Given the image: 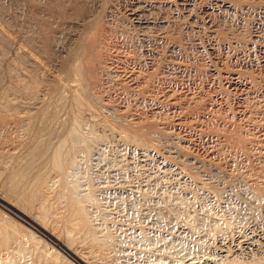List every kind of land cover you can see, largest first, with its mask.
<instances>
[{
    "label": "rangeland",
    "instance_id": "rangeland-1",
    "mask_svg": "<svg viewBox=\"0 0 264 264\" xmlns=\"http://www.w3.org/2000/svg\"><path fill=\"white\" fill-rule=\"evenodd\" d=\"M113 1L0 0V72L8 75L0 85V264H249L264 257L249 249L252 239H264V0H194L187 13L182 0H160L162 7L137 18L128 10L134 0ZM222 1L254 11H223L214 3ZM89 18L101 21L91 35L101 58L85 68L72 53ZM156 40L164 44L154 59ZM111 65L118 75L108 77L103 67ZM72 83L84 104L72 101ZM76 118L97 142L72 149L62 174L44 170L37 188L53 202L52 213L73 198L87 205L100 239L78 242L79 253L4 202L29 150L45 145L47 159ZM236 131L246 144L236 142Z\"/></svg>",
    "mask_w": 264,
    "mask_h": 264
},
{
    "label": "bare ground",
    "instance_id": "bare-ground-1",
    "mask_svg": "<svg viewBox=\"0 0 264 264\" xmlns=\"http://www.w3.org/2000/svg\"><path fill=\"white\" fill-rule=\"evenodd\" d=\"M72 1V0H71ZM109 1V0H108ZM111 1V0H110ZM114 1H119V0H114ZM113 1V2H114ZM163 1V0H162ZM167 1V0H166ZM194 0H182L181 3V7L183 9V12L187 13L189 12V10L191 9L192 6V2ZM199 1V0H198ZM256 1V0H255ZM123 2V1H122ZM121 2V3H122ZM165 2V1H164ZM163 2V3H164ZM116 3V2H115ZM119 3V2H118ZM116 3V4H118ZM125 3V2H124ZM161 1L160 0H146V1H142V0H134V3H132L130 6H128V10L130 11V13H132L133 15L137 17H139L141 15V10L143 11H149V9H154L158 8L159 6H161ZM213 3V2H212ZM216 3V5L218 7H221L226 9L225 11L228 12H238L240 13V15H247L248 13L250 14L251 11H254L253 9L249 8V7H242L240 9L236 8L232 3L230 4H226L223 1L220 2H214ZM62 4V2H61ZM84 4V3H83ZM113 4V3H112ZM206 4V3H205ZM17 5V4H16ZM163 5V4H162ZM169 5V4H168ZM12 6V5H11ZM105 6V4L103 5ZM123 6V5H122ZM205 6V5H204ZM13 7V6H12ZM95 7V6H94ZM110 7V6H109ZM124 7V6H123ZM162 7V6H161ZM114 8V7H113ZM253 8V7H252ZM8 9V7H7ZM105 9V8H102ZM170 9V8H169ZM112 10V9H111ZM117 10V9H116ZM198 10V9H197ZM223 10V9H222ZM9 11V10H8ZM62 11V10H61ZM152 11V10H150ZM174 11V10H173ZM224 11V10H223ZM33 12V11H32ZM113 12V11H112ZM116 12V11H115ZM145 12V13H146ZM167 12V11H166ZM260 12V11H259ZM35 13V12H34ZM64 13V12H63ZM148 13V12H147ZM169 13V12H168ZM237 13V14H238ZM19 14V13H18ZM39 14V13H38ZM89 14V13H88ZM100 14V13H99ZM108 14V13H107ZM113 14V13H112ZM210 14V13H209ZM225 14V13H224ZM68 15V14H66ZM72 15V14H71ZM97 15V14H96ZM155 15V14H154ZM227 15V14H226ZM263 15V14H262ZM84 16V15H83ZM147 16V14H146ZM171 16V15H170ZM176 16V15H175ZM189 16V15H188ZM225 16V15H224ZM261 16V14H260ZM9 17V16H8ZM18 17V16H17ZM28 17V16H27ZM53 17V16H52ZM67 17V16H66ZM104 17V16H103ZM108 17V16H107ZM113 17V15H112ZM153 17V15H152ZM187 17V16H185ZM209 17V15H208ZM223 17V16H222ZM221 17V18H222ZM230 17V16H229ZM111 18V16H110ZM119 18V17H118ZM135 18V19H136ZM166 18V17H165ZM252 18V17H251ZM264 18V17H263ZM262 18V19H263ZM10 19V18H9ZM55 19V18H54ZM90 19V18H89ZM141 19V18H140ZM148 19V18H147ZM164 19V18H163ZM184 19V18H183ZM35 20V18H34ZM139 20V18H138ZM145 20V19H144ZM162 20V19H160ZM159 20V21H160ZM264 20V19H263ZM262 20V21H263ZM5 21V18H4ZM7 21V20H6ZM38 21V20H37ZM192 21V20H191ZM194 21V20H193ZM210 28H211V32H213L215 35L217 33V26L214 25V20H212L210 18ZM207 21V22H208ZM216 21V20H215ZM257 21V20H256ZM8 22V21H7ZM56 22V21H55ZM60 22V21H58ZM83 22V21H82ZM162 22V21H161ZM241 22V21H240ZM6 23V22H5ZM39 23V22H38ZM134 23V22H133ZM143 23V22H142ZM8 24V23H7ZM41 26L43 28L46 27V25H44L43 23H41ZM64 24V23H63ZM87 26L84 32V37L82 38V40L80 41V43L74 47L73 49V53H72V57L73 58H80L83 60L82 65L85 68H88L89 66H92V64L95 63V59L97 58V60H100L101 57H99V55L96 53L95 51V41L96 38L92 37L91 35L94 33L95 30L100 28V24L101 21L98 20V18H91L89 21H87ZM150 22H145L143 23L144 27H148ZM152 24V23H151ZM150 24V25H151ZM181 24V23H180ZM53 25V24H52ZM65 25V24H64ZM208 26V24H206ZM6 26V24H5ZM8 27L10 26V24L7 25ZM6 26V27H7ZM14 26V25H13ZM11 27V26H10ZM119 27V26H118ZM121 27V26H120ZM174 27V26H173ZM182 27V26H180ZM14 28V27H13ZM34 28V27H33ZM32 28V30H33ZM41 28V27H40ZM158 28V27H157ZM189 28V27H188ZM191 28V27H190ZM240 28V27H239ZM25 29V28H24ZM192 29V28H191ZM198 29V28H197ZM127 30V29H126ZM154 30V29H153ZM152 30V31H153ZM165 30V29H164ZM195 30V29H194ZM16 31V30H15ZM141 31V30H140ZM144 31V30H143ZM190 31V30H189ZM2 32V31H1ZM6 32V31H5ZM23 32V31H22ZM37 32V31H36ZM122 32V31H121ZM10 33V32H9ZM21 33V31H20ZM141 33V32H140ZM122 34V33H121ZM189 34V33H188ZM209 34V33H208ZM235 34V33H234ZM20 35V34H19ZM175 35V34H174ZM205 35V34H204ZM212 35V34H211ZM210 35V36H211ZM242 35V34H241ZM19 37V36H18ZM129 37V36H128ZM141 37V36H140ZM181 37V36H180ZM49 38V37H48ZM125 38V37H123ZM197 38V37H196ZM252 38V37H251ZM259 38V37H258ZM126 39V38H125ZM172 39V38H171ZM180 39V38H179ZM213 39V38H212ZM257 39V38H256ZM13 40V39H12ZM25 40V39H24ZM128 41H130V39H127ZM165 40V39H164ZM162 40V41H164ZM184 40V39H183ZM198 40V39H197ZM254 40V39H253ZM260 40V39H259ZM157 41V40H156ZM188 41V40H187ZM216 41V40H215ZM210 42L211 44L210 46V50L212 51V53L220 60H223V55L220 52V48H219V44L217 42ZM132 41H130L131 43ZM170 42V41H168ZM23 43V42H22ZM163 43V42H162ZM160 41L155 42V44L153 45V47H151V52L150 55L152 58L156 59L157 57L161 56L163 50H162V44ZM181 43V42H180ZM208 43V42H207ZM16 44V43H15ZM45 44V43H44ZM133 44V43H132ZM139 44V43H138ZM145 44V43H144ZM151 44V43H150ZM235 44V43H234ZM6 45V44H5ZM69 45V44H68ZM183 45V44H182ZM253 45V44H252ZM1 46V45H0ZM173 46V45H172ZM192 46V45H191ZM198 46V45H197ZM250 46V45H248ZM7 47V46H6ZM71 47V46H70ZM137 47V46H136ZM145 47V46H144ZM242 48V46H241ZM260 48V47H259ZM35 49V48H34ZM252 49V48H251ZM250 49V50H251ZM136 50V49H135ZM165 50V49H164ZM184 50V49H183ZM226 50V48H225ZM256 50V49H255ZM175 51V48H171L170 50H168L166 52L167 54V62L171 64V62H174V60L176 59L173 55V52ZM195 51V50H193ZM223 51V50H222ZM225 52V51H224ZM259 54L262 55L261 57H263V62H264V50H262L261 48L258 50ZM8 53V52H7ZM104 53V52H103ZM206 53V52H205ZM243 53V52H242ZM241 53V54H242ZM257 53V52H255ZM6 54V53H4ZM26 54V53H25ZM36 54V53H35ZM143 54V53H142ZM190 54V53H189ZM105 55V54H104ZM131 55V54H130ZM137 55V54H136ZM149 55V58H150ZM194 55V54H193ZM5 56V55H4ZM148 56V55H147ZM244 56V55H243ZM252 56V55H251ZM1 57V56H0ZM145 57V56H144ZM143 57V58H144ZM211 57V56H210ZM37 58V57H36ZM237 58V57H235ZM243 58V57H242ZM256 58V57H255ZM10 59V56H9ZM199 59V58H198ZM14 60V59H13ZM70 60V59H69ZM96 60V61H97ZM108 60V59H107ZM152 60V59H151ZM215 60V59H214ZM236 60V59H235ZM248 60V59H247ZM143 61V60H142ZM155 61V60H154ZM183 61V60H182ZM102 62V61H101ZM111 62V61H110ZM109 62V63H110ZM150 62V61H149ZM156 62V61H155ZM179 62V61H178ZM262 62V61H261ZM262 62V63H263ZM1 63V62H0ZM20 63V62H19ZM73 63V62H72ZM113 63V62H112ZM159 63V62H158ZM229 63V62H228ZM232 63V62H231ZM259 63V62H258ZM120 64V63H119ZM196 64V63H195ZM200 64V63H199ZM238 64V63H237ZM246 64V63H245ZM261 64V63H260ZM264 64V63H263ZM262 64V65H263ZM6 65V64H5ZM107 65V63L105 64ZM110 65V64H109ZM145 65V64H144ZM172 65V64H171ZM221 65V64H220ZM14 66V65H13ZM116 66V65H115ZM121 66V65H120ZM163 66V65H162ZM180 66V65H179ZM182 66V65H181ZM76 67V66H75ZM103 67V66H102ZM149 67V66H148ZM5 68V67H4ZM3 68V69H4ZM91 68V67H90ZM181 68V67H180ZM223 68V67H222ZM239 68V67H238ZM248 68V67H247ZM13 69V68H12ZM28 69V68H27ZM102 69V68H101ZM133 69V68H132ZM138 69V68H137ZM165 69L167 72L169 71V66H166ZM226 69V68H225ZM255 69V67H254ZM8 70V69H7ZM25 70V69H24ZM195 70V69H194ZM258 70V69H257ZM3 71V72H2ZM0 72V85L5 82L6 80V71L4 72V70H2ZM18 71V70H17ZM75 71L78 72V74L83 71L81 66H78V68H75ZM158 71V70H157ZM179 71V70H178ZM186 71V70H185ZM12 72V71H11ZM51 72V71H50ZM103 72L105 73V75H107L108 77H112V76H116L118 75L117 70L111 65V66H104L103 67ZM119 72V71H118ZM121 72V71H120ZM156 72V71H155ZM174 72V71H173ZM180 72V71H179ZM182 72V71H181ZM203 72V71H202ZM8 73V72H7ZM82 73V72H81ZM166 73V72H165ZM193 73V72H192ZM191 73V74H192ZM41 74V73H40ZM126 74V73H125ZM153 74V73H152ZM156 74V73H155ZM181 74V73H180ZM104 75V74H103ZM132 75V74H131ZM195 75V74H194ZM230 82L231 84H236V80H237V74L232 73L230 74ZM92 76V75H91ZM102 76V75H101ZM166 76V75H165ZM53 77V76H52ZM51 77V78H52ZM67 77V76H66ZM76 77V76H75ZM89 77V76H88ZM124 77V76H123ZM107 78V77H106ZM118 78V77H117ZM14 79V78H13ZM36 79V78H35ZM76 79V78H75ZM15 80V79H14ZM26 80V79H25ZM77 80V79H76ZM93 80V79H92ZM103 80V79H102ZM235 80V82H234ZM257 80V79H256ZM123 81V80H122ZM247 81V80H246ZM9 82V80H8ZM42 82V81H41ZM112 82V81H111ZM264 82V81H263ZM104 83V82H103ZM225 83V82H224ZM241 83V82H240ZM24 84V83H23ZM79 84V83H78ZM77 83H72L70 84V91L73 92L72 94V101L74 103H76L77 105H82L85 102V97L80 94V92H78L79 90V86ZM17 85V84H16ZM133 85V83H132ZM243 85H247V84H243ZM241 85V86H243ZM262 85V84H261ZM122 86V85H121ZM137 86V85H136ZM240 86V85H239ZM248 86V85H247ZM2 87V86H1ZM0 87V88H1ZM264 87V85H263ZM61 88V87H60ZM99 88V87H98ZM137 88V87H136ZM236 88V86H235ZM238 88V87H237ZM17 89V88H16ZM26 89V88H25ZM59 89V88H58ZM231 89V88H230ZM242 89V88H241ZM240 89V90H241ZM46 90V89H45ZM250 91V89H248ZM257 90V89H256ZM138 91V90H137ZM246 91V90H245ZM248 93H251L249 92ZM122 92V90H121ZM130 92V91H129ZM242 92V91H241ZM244 92V91H243ZM247 92V91H246ZM29 93V92H28ZM34 94V93H33ZM58 94V93H57ZM62 94V93H61ZM129 94V93H128ZM177 94V93H176ZM238 94V93H237ZM240 94V92H239ZM14 95V94H13ZM242 95V94H241ZM246 94H244L245 96ZM248 95V94H247ZM250 95V94H249ZM31 96V95H30ZM56 96V95H55ZM10 97V96H9ZM17 97V96H16ZM13 98V97H12ZM18 98V97H17ZM244 98V97H243ZM246 98V97H245ZM248 98V97H247ZM2 99V98H0ZM15 99V98H14ZM34 99V98H33ZM70 99V98H69ZM30 100V99H29ZM150 100V99H149ZM241 100V99H240ZM247 100V99H246ZM249 100V99H248ZM8 101V99L6 100ZM71 101V100H69ZM122 101V100H121ZM124 101V100H123ZM144 101V100H143ZM243 101V100H242ZM150 102V101H149ZM148 102V103H149ZM154 102V101H153ZM249 102V101H248ZM24 103V101H23ZM46 103V102H45ZM72 103V102H71ZM122 103V102H120ZM1 104V103H0ZM17 104V103H16ZM125 104V103H124ZM241 104V103H240ZM252 104V103H251ZM69 105V104H68ZM244 105V104H243ZM34 106V105H33ZM248 106V105H247ZM2 106H0V125L3 124V118L1 116L2 113ZM149 107V106H148ZM67 108V107H66ZM81 108V107H80ZM248 108V107H247ZM9 109V108H8ZM17 109V108H16ZM243 109V108H242ZM262 109V108H261ZM5 110V109H4ZM247 110V109H246ZM155 111V110H154ZM159 111V110H158ZM249 111V110H248ZM42 112V111H41ZM157 112V111H156ZM241 112V111H240ZM88 113V112H87ZM259 113V112H258ZM263 113V112H262ZM80 114V113H79ZM157 114V113H156ZM254 114V112H253ZM75 115V114H74ZM159 116V115H158ZM157 116V117H158ZM10 117V116H9ZM78 117V116H77ZM162 118V117H161ZM81 118H76L74 120V122L72 124H69L66 128V132H65V137L63 140L55 143V146L52 147L53 150L51 155L46 159V156L48 154V148L45 147V145H39L36 147H31L32 149L29 150L28 153V163L23 166L21 168V170L19 172H17L12 179L10 180V182H8L9 180L7 179V177L5 178L6 180H8V184L5 186V191H6V201L4 200L5 203H7L9 206L13 207L14 209H16L20 214L25 215V217H27L28 219H30V221L34 222V224L38 225L40 228L46 230V231H51L54 232L56 235L55 239H63L66 242L65 248L67 249V251H72V249H76V251L79 253V251L76 248V244L78 242H84L86 240H89L91 238L93 239H100L99 235H98V231H96L94 229V227H91L89 224V217L88 216V209L86 208L87 205H83L81 200H73L70 199L68 201V204L66 206L65 209H62L59 213L58 212H54V213H58L57 215L59 216H53L52 214V210H53V202H51L50 200H48L45 197V194L43 192H41L38 188H37V183L38 180L43 176L44 170H47V168L50 169H55L57 171H59L60 173L62 172L63 169H65L67 163H68V155L69 153L72 151V149H74L75 147H77L79 144L83 143L87 148L93 147V145L97 142V138H95L94 135L92 138H86L85 135H83L80 127H81ZM263 119V118H262ZM39 120V119H38ZM83 120V119H82ZM47 122V121H45ZM72 122V121H71ZM261 122V121H259ZM101 123V122H100ZM182 123V122H181ZM226 123V122H225ZM262 123V122H261ZM264 124V123H263ZM8 125V123H7ZM84 125V124H83ZM94 125V124H93ZM6 126V125H5ZM10 126V124H9ZM15 126V125H14ZM19 126V125H18ZM48 126V125H47ZM46 126V127H47ZM91 126V125H90ZM258 126V125H257ZM261 126V125H260ZM264 126V125H263ZM8 127V126H7ZM45 127V128H46ZM52 127V126H51ZM180 127V126H179ZM13 128V127H12ZM44 128V129H45ZM185 128V127H184ZM238 128V127H237ZM83 129V128H82ZM94 130V128H92ZM97 129V128H96ZM183 129V128H182ZM251 129V128H250ZM263 129V128H262ZM2 130V129H1ZM5 130V129H4ZM24 130V129H23ZM26 130V129H25ZM46 130V129H45ZM52 130V129H51ZM51 130L49 131V134L51 133ZM91 130V129H90ZM252 130V129H251ZM131 131V130H130ZM133 131V130H132ZM259 131V130H258ZM263 135H264V130H261ZM55 132V131H54ZM233 132V131H232ZM15 133V132H13ZM23 133V132H22ZM86 133V132H85ZM35 134V133H34ZM40 134V133H39ZM47 134V133H46ZM54 134V133H52ZM87 134V133H86ZM89 134V133H88ZM91 134V133H90ZM95 134V133H94ZM248 134V133H247ZM12 135V133H11ZM262 135V136H263ZM25 136V135H24ZM50 136V135H49ZM55 136V135H54ZM90 136V135H89ZM247 136V135H246ZM261 136V137H262ZM34 137V136H33ZM48 137V136H47ZM18 138V137H17ZM234 138L236 140L237 143L244 145L247 143V139L243 137V134L236 131V133L234 134ZM111 139V138H110ZM227 139V138H226ZM28 141V140H27ZM233 141V139H232ZM34 142V140H33ZM36 142V141H35ZM56 142V141H55ZM100 142V140H99ZM52 144V143H51ZM259 144V143H258ZM255 146V145H254ZM7 147V146H6ZM51 147V145H50ZM212 147V146H211ZM238 148V147H237ZM240 148V147H239ZM15 149V148H14ZM255 149V148H254ZM258 150V149H257ZM14 151V150H13ZM240 151V150H239ZM238 151V153H239ZM25 153V152H24ZM72 154V153H71ZM241 154V153H240ZM258 154V153H257ZM4 155V154H2ZM27 155V154H26ZM91 156V155H90ZM8 159V158H7ZM3 160V157L0 155V162ZM262 160V159H261ZM263 161V160H262ZM3 163V162H2ZM9 163V162H8ZM232 165V164H231ZM8 168V167H7ZM9 170V169H8ZM11 171V170H10ZM64 171V170H63ZM58 172V173H59ZM8 173V172H7ZM62 174V173H61ZM254 174V173H253ZM59 175V174H58ZM8 176V175H7ZM5 177V176H4ZM63 177V176H62ZM66 177V176H65ZM64 177V180L66 181ZM264 177V176H263ZM4 178H2L3 180ZM84 179V178H83ZM260 179V178H259ZM54 180V179H53ZM64 181V182H65ZM263 181V180H262ZM2 182V181H1ZM51 182V180H50ZM74 182V181H72ZM259 183V182H258ZM262 183V182H261ZM53 184V183H52ZM65 184V183H64ZM72 184V183H71ZM78 184V183H77ZM77 184H75L72 186L76 189ZM260 184V183H259ZM79 185V184H78ZM58 186V185H57ZM256 186V185H255ZM53 187V185H52ZM47 188V187H46ZM260 189V188H259ZM59 190V189H58ZM68 190V189H67ZM4 191V190H3ZM4 191V192H5ZM50 191V190H49ZM72 193V192H71ZM61 195V194H60ZM64 195V194H63ZM79 195V194H78ZM91 195V194H90ZM80 196V195H79ZM60 197V196H59ZM78 198V197H77ZM90 198H92L90 196ZM5 199V198H4ZM89 200V199H88ZM87 200V201H88ZM60 202V201H59ZM11 203V204H10ZM61 207V206H60ZM89 208V207H88ZM100 211V210H99ZM161 214V213H160ZM91 218V217H90ZM189 220V219H188ZM93 221V220H92ZM191 221V220H190ZM91 222V221H90ZM98 227V226H97ZM104 229V228H103ZM254 229V228H253ZM105 230V229H104ZM102 230V231H104ZM264 231V230H263ZM101 232V231H100ZM105 232V231H104ZM102 233V232H101ZM108 233V232H107ZM150 235V234H149ZM260 235V234H259ZM260 237V236H259ZM5 238V237H4ZM108 238V237H107ZM112 240V239H111ZM253 241L251 243H249V249L253 250V252L255 251H263L264 252V239H259V240H255L252 239ZM129 241V240H128ZM107 243V242H106ZM79 244V243H78ZM178 245V244H177ZM3 246V245H2ZM80 246V245H79ZM114 246V245H113ZM248 246V245H247ZM9 249V248H8ZM98 249V248H97ZM105 247H101L100 249V253H102L103 251H105ZM82 250V249H81ZM85 250V249H84ZM163 250V249H162ZM247 250V247H246ZM75 251V250H74ZM113 251V250H112ZM89 252V251H88ZM261 252V254L263 253ZM96 253V252H95ZM94 253V254H95ZM115 253V252H114ZM117 253V252H116ZM248 253V251H247ZM257 254V252H255ZM77 253H75L76 255ZM255 254V255H256ZM259 254V252H258ZM257 254V255H258ZM264 254V253H263ZM173 255V254H172ZM182 253L178 252L177 256L181 257ZM250 255V254H249ZM254 255V254H252ZM251 255V256H252ZM22 256V255H21ZM54 256V254H53ZM61 256V255H60ZM100 256V255H99ZM121 256V255H120ZM4 257V256H3ZM3 257H0L1 259ZM77 257V256H76ZM79 257V256H78ZM83 257V261L85 260L87 262V260H89L90 258L87 256H84L82 254ZM94 257V256H93ZM96 257V256H95ZM94 257V258H95ZM206 257V256H205ZM255 257V256H254ZM9 258V257H8ZM51 258V257H50ZM54 258H58V256L56 255ZM250 258V257H249ZM6 259V258H5ZM17 259V258H16ZM81 259V258H80ZM159 259V258H158ZM4 260V259H3ZM53 260V259H52ZM59 260V259H58ZM181 260V259H180ZM247 260V259H246ZM24 261V260H23ZM82 261V262H83ZM163 261V260H162ZM183 261V260H182ZM245 261V260H244ZM250 261V260H249ZM6 262V261H5ZM109 262V261H108ZM113 262V261H112ZM19 263V262H18ZM192 263V262H191ZM38 264V263H36ZM42 264V263H41ZM109 264V263H108ZM189 264V263H188ZM194 264V263H193ZM233 264V263H232ZM249 264H264V257L260 258V259H255L253 261H251Z\"/></svg>",
    "mask_w": 264,
    "mask_h": 264
}]
</instances>
